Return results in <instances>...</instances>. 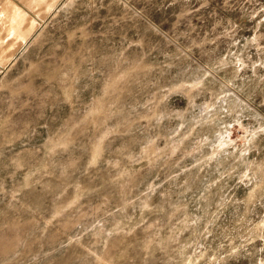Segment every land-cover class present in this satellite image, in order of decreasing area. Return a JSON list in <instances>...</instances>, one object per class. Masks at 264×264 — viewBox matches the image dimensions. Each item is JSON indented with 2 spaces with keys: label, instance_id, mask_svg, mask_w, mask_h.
Returning <instances> with one entry per match:
<instances>
[{
  "label": "rangeland",
  "instance_id": "obj_1",
  "mask_svg": "<svg viewBox=\"0 0 264 264\" xmlns=\"http://www.w3.org/2000/svg\"><path fill=\"white\" fill-rule=\"evenodd\" d=\"M50 2L0 88L85 90L23 143L0 92V264H264V0Z\"/></svg>",
  "mask_w": 264,
  "mask_h": 264
},
{
  "label": "crops",
  "instance_id": "obj_2",
  "mask_svg": "<svg viewBox=\"0 0 264 264\" xmlns=\"http://www.w3.org/2000/svg\"><path fill=\"white\" fill-rule=\"evenodd\" d=\"M42 1L43 2H41V0H0V82L9 81L12 70L19 66V63H22L25 53L36 41L37 36L47 27L50 16L56 11L55 2H50L51 0ZM44 1L47 2L45 3ZM42 11L46 12L47 16L41 21L37 16L40 15ZM19 13L25 16L29 24L35 23V27L26 38L16 29L13 22L14 15ZM7 35H10L11 38H6ZM55 74H52V72L50 73L48 67L46 71L40 70L36 74L35 79H32V82L29 83L27 87H23L22 82L19 81V94H10L9 90L0 88V92L7 91L9 93L7 95L8 99H19V129L17 132V134H19V143L24 142L22 138L25 136V133H28L32 128H47L49 131L50 127L54 126V122L50 123L49 121V114H47V122H37L32 125L30 119L33 112L50 113L55 110V90L57 88H59V90H64L65 95L63 94L62 96V102L65 103L67 97L69 105L72 97V90H75L78 86H80L81 89L83 88L79 91L85 90L77 74H71L70 78H67L70 80V83L65 84L57 83L54 77ZM50 75H52V77H50ZM76 91L78 90L76 89ZM9 112L14 113L15 116L18 110L12 105ZM25 113L28 115L26 116ZM11 118H13V115L7 116V120ZM15 126L17 125L12 122L3 123L2 126H0V134L13 137V127Z\"/></svg>",
  "mask_w": 264,
  "mask_h": 264
}]
</instances>
